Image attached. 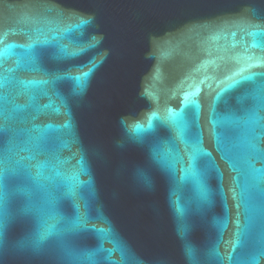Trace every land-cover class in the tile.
<instances>
[{
	"label": "water",
	"instance_id": "obj_1",
	"mask_svg": "<svg viewBox=\"0 0 264 264\" xmlns=\"http://www.w3.org/2000/svg\"><path fill=\"white\" fill-rule=\"evenodd\" d=\"M0 264H264V0H0Z\"/></svg>",
	"mask_w": 264,
	"mask_h": 264
},
{
	"label": "snow or ice",
	"instance_id": "obj_2",
	"mask_svg": "<svg viewBox=\"0 0 264 264\" xmlns=\"http://www.w3.org/2000/svg\"><path fill=\"white\" fill-rule=\"evenodd\" d=\"M32 83L35 84V83H46V82H43V81H41V82L33 81Z\"/></svg>",
	"mask_w": 264,
	"mask_h": 264
}]
</instances>
